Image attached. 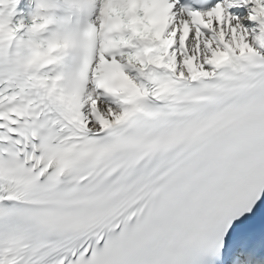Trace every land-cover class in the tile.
<instances>
[{
  "label": "snow or ice",
  "instance_id": "snow-or-ice-1",
  "mask_svg": "<svg viewBox=\"0 0 264 264\" xmlns=\"http://www.w3.org/2000/svg\"><path fill=\"white\" fill-rule=\"evenodd\" d=\"M0 0V264H264V0Z\"/></svg>",
  "mask_w": 264,
  "mask_h": 264
}]
</instances>
